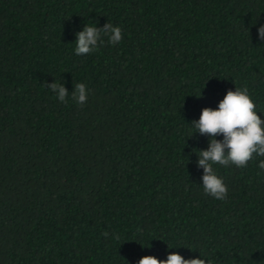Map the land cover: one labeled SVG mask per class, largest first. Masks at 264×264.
Wrapping results in <instances>:
<instances>
[{
    "label": "trees",
    "instance_id": "obj_1",
    "mask_svg": "<svg viewBox=\"0 0 264 264\" xmlns=\"http://www.w3.org/2000/svg\"><path fill=\"white\" fill-rule=\"evenodd\" d=\"M108 22L122 40L76 55ZM261 26L264 0H0V264H264V157L214 165L216 199L192 124L244 87L264 119Z\"/></svg>",
    "mask_w": 264,
    "mask_h": 264
},
{
    "label": "clouds",
    "instance_id": "obj_2",
    "mask_svg": "<svg viewBox=\"0 0 264 264\" xmlns=\"http://www.w3.org/2000/svg\"><path fill=\"white\" fill-rule=\"evenodd\" d=\"M258 34L264 40V26L258 29ZM102 35H107L109 43L113 45L123 38L121 28L114 27L109 22L102 28L86 24L82 31L76 33V55H86L95 51L98 45L104 42ZM46 87L56 94L60 102H67L69 92L63 83L55 81ZM71 98L78 105L85 104L88 98L86 85L75 83ZM192 124L197 129L196 132L211 138L206 150L196 151L199 156L198 165L204 169L202 177L204 192L216 199L224 200L227 198L228 187L216 174L214 165L225 167L235 165L245 168L255 156L264 157V119L257 114L256 104L247 87H244L236 88L235 91L229 90L218 108L205 107L199 120L193 121ZM219 135H223L222 141L216 139ZM259 167L264 168V160L260 161ZM104 234L108 235L107 232ZM139 264H209V262L205 258L185 259L179 252H172L166 260L158 259L154 255L143 256Z\"/></svg>",
    "mask_w": 264,
    "mask_h": 264
}]
</instances>
